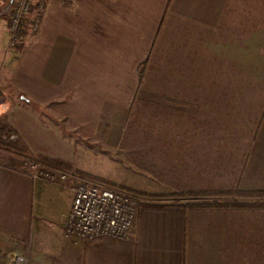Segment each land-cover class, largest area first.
<instances>
[{
	"label": "crops",
	"instance_id": "obj_1",
	"mask_svg": "<svg viewBox=\"0 0 264 264\" xmlns=\"http://www.w3.org/2000/svg\"><path fill=\"white\" fill-rule=\"evenodd\" d=\"M45 2L28 50L34 67L44 47L40 85L20 92L48 118L47 146H83L103 132L126 187L155 199L264 192V0ZM76 185L33 181L0 162V264L21 243L49 264H264V206L184 207L175 197L140 204L123 240L63 233L50 241L54 255L42 253L43 209L70 191L63 231Z\"/></svg>",
	"mask_w": 264,
	"mask_h": 264
},
{
	"label": "rangeland",
	"instance_id": "obj_2",
	"mask_svg": "<svg viewBox=\"0 0 264 264\" xmlns=\"http://www.w3.org/2000/svg\"><path fill=\"white\" fill-rule=\"evenodd\" d=\"M12 2V0H0V81L2 80L4 82L6 91L11 92L16 98L13 101L7 92L2 95V97H6V99L2 98L0 95V101L5 100L9 106L7 110H0V130L3 137L5 134L13 132L15 139L24 145L27 151L23 156L10 154L0 148V158L3 156L18 157L19 159L26 161L30 160L37 154L55 155L71 161L73 166L79 169L82 174L70 173L67 174L64 181L49 180L45 181L46 183L55 185L60 184L62 186L93 184L121 192H133L134 190H130L126 187L123 165L116 153V149L107 146L105 143L108 141L104 140L105 135L103 132L96 134L98 135V138L94 137L92 140L80 142L79 144L83 143V146H77L76 144L60 146L58 144L59 141L53 146H47L45 144L44 127L48 123V118L45 113L42 114V112H44L43 109L36 107L38 108V111H34V109L29 107L26 100H22L27 94L26 91L28 90L29 82L31 85L33 83L36 87L40 85L39 74L42 68L41 64H43V57L45 56L44 47L43 52L38 56L37 64L34 67H29L28 61L32 57V54L28 52V50L32 48L34 42V40L29 38V35L38 32L41 27L42 18H40L39 28L37 30H31V28L28 27L24 37L25 41L19 44L18 47L12 48L10 46L11 33L9 28ZM43 12H41V16ZM25 46L26 49H24ZM14 64H16L17 68L16 66H13ZM29 76H31V78ZM20 91H24L26 94ZM15 120L21 128L20 130H16L11 126ZM106 139H108L107 136ZM23 172H26L25 167L23 168ZM70 195L71 193L68 189L60 191L59 201H56L54 209L48 206H45L43 209V215L45 218L42 220L40 230V236L43 241L42 253L49 251L50 255H54V251L50 248V241L59 239L63 234L59 216L65 211V203L68 204L70 202ZM137 197L140 204L148 201L153 202L172 199V197L168 196H162L163 198L158 199L147 195H137ZM259 200L264 199L261 198ZM50 216H52L51 220L49 219ZM21 244V254L19 257L14 260L4 258L2 262L3 264H43L45 262L43 259H33V255L29 256L28 250L30 248L28 243ZM45 247L46 249H44ZM52 249L54 250V247ZM44 264L49 263L45 262Z\"/></svg>",
	"mask_w": 264,
	"mask_h": 264
},
{
	"label": "built area",
	"instance_id": "obj_3",
	"mask_svg": "<svg viewBox=\"0 0 264 264\" xmlns=\"http://www.w3.org/2000/svg\"><path fill=\"white\" fill-rule=\"evenodd\" d=\"M9 20L10 46L18 47L25 41L27 28L37 30L45 0H12ZM8 103L0 101V110H7ZM1 112V111H0ZM4 138L14 140L12 133ZM26 174L33 180L64 181L67 173L45 169L35 163H25ZM72 203L66 217L63 233L66 238L96 241L102 239H125L132 229L139 209L138 197L97 185L78 184L71 188Z\"/></svg>",
	"mask_w": 264,
	"mask_h": 264
},
{
	"label": "trees",
	"instance_id": "obj_4",
	"mask_svg": "<svg viewBox=\"0 0 264 264\" xmlns=\"http://www.w3.org/2000/svg\"><path fill=\"white\" fill-rule=\"evenodd\" d=\"M0 148L7 151L10 154L14 155H25L26 147L22 145L16 139L10 140L6 139L2 136L0 130ZM0 162L4 165L13 168L15 170H23L25 167V163L32 162L37 164L38 166L45 169H53L59 172L64 173H73V174H82V172L76 169L73 164L69 161L63 160L57 157H51L45 154H37L30 160H21L18 157H7L3 156L0 158ZM40 180H38L39 182ZM137 197V195H143L140 192H128ZM164 196L175 197L182 200H189L184 207H201V206H211V207H221V206H264V202H237V201H222L218 200L219 197H235L239 198H264V192H243V191H235V192H202V193H168ZM202 198H213L211 201H203Z\"/></svg>",
	"mask_w": 264,
	"mask_h": 264
}]
</instances>
